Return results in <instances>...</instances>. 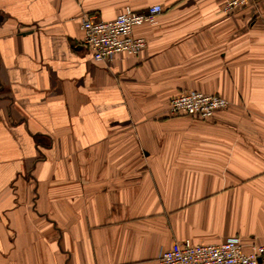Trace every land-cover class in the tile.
<instances>
[{
  "label": "crops",
  "instance_id": "crops-1",
  "mask_svg": "<svg viewBox=\"0 0 264 264\" xmlns=\"http://www.w3.org/2000/svg\"><path fill=\"white\" fill-rule=\"evenodd\" d=\"M0 0V264H158L177 242L264 244V0ZM160 5L136 56L85 16ZM197 91L210 119L170 115Z\"/></svg>",
  "mask_w": 264,
  "mask_h": 264
},
{
  "label": "built area",
  "instance_id": "built-area-1",
  "mask_svg": "<svg viewBox=\"0 0 264 264\" xmlns=\"http://www.w3.org/2000/svg\"><path fill=\"white\" fill-rule=\"evenodd\" d=\"M257 1L225 0L222 11L228 14L241 7H254ZM162 10L160 5H152L138 13L125 7L110 21L85 16L80 25L81 43L90 51L94 61L105 64L111 63L116 55L136 56L145 48L146 42L133 36V28L154 22ZM228 106V100L223 97L189 91L169 101L168 113L208 120ZM158 264H264V244H246L239 237L211 245L183 240L172 249L160 252Z\"/></svg>",
  "mask_w": 264,
  "mask_h": 264
}]
</instances>
